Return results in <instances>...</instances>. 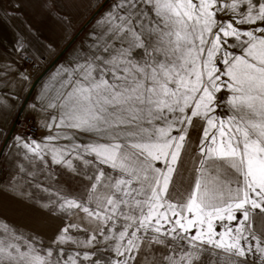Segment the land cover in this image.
<instances>
[{
  "label": "snow or ice",
  "instance_id": "6c2138e0",
  "mask_svg": "<svg viewBox=\"0 0 264 264\" xmlns=\"http://www.w3.org/2000/svg\"><path fill=\"white\" fill-rule=\"evenodd\" d=\"M80 2L0 0V264H264V0H87L34 77Z\"/></svg>",
  "mask_w": 264,
  "mask_h": 264
},
{
  "label": "rangeland",
  "instance_id": "374dc122",
  "mask_svg": "<svg viewBox=\"0 0 264 264\" xmlns=\"http://www.w3.org/2000/svg\"><path fill=\"white\" fill-rule=\"evenodd\" d=\"M96 10L89 8L87 6V0H82V2H80L78 4V6H74L71 9V13L74 17V23H73V35H72V39L65 41L64 43H58L57 44V51L55 54H53L46 63L42 64L40 66L39 69L36 70V72H34V77H38L40 76L56 59L57 57L64 51L63 55L59 58L58 61L63 60V59H67L68 53L71 51V48H69V44L71 43V41L76 37V35H78L75 39L76 43L75 44H71V47H75L76 44H79L81 41L84 40L85 36L87 35V32L91 30V26L88 25L86 27V23L89 22L90 18L95 14ZM1 28V26H0ZM84 28V29H83ZM81 29H83L82 32ZM1 30V29H0ZM9 40L11 42V34L9 33ZM68 47V48H67ZM65 49H67V51H65ZM57 61V62H58ZM56 62V63H57ZM19 122V121H18ZM17 122V123H18ZM22 123V122H21ZM28 124H25V133L27 132L26 126ZM40 135V133L38 132L37 136Z\"/></svg>",
  "mask_w": 264,
  "mask_h": 264
},
{
  "label": "crops",
  "instance_id": "0c3cea01",
  "mask_svg": "<svg viewBox=\"0 0 264 264\" xmlns=\"http://www.w3.org/2000/svg\"><path fill=\"white\" fill-rule=\"evenodd\" d=\"M0 39H7V41L10 43V40H9V32H7L6 28H4L3 26H1L0 28ZM3 48V45L0 44V49ZM13 123L11 121V119H9V122L6 126H9V127H13ZM25 130V124L21 123V122H18L17 125H16V128H15V132H20V133H25L24 132ZM2 142V141H0Z\"/></svg>",
  "mask_w": 264,
  "mask_h": 264
},
{
  "label": "water",
  "instance_id": "95a60500",
  "mask_svg": "<svg viewBox=\"0 0 264 264\" xmlns=\"http://www.w3.org/2000/svg\"><path fill=\"white\" fill-rule=\"evenodd\" d=\"M94 15H95V14H94ZM94 15H93V16H94ZM93 16H92V17H93ZM87 24H88V22L86 23V25H87ZM83 29H84V28H83ZM83 29H81L80 32H82ZM77 36H78V35H76V37H77ZM76 37H75L73 40H75ZM71 44H72V41H71V43H70L69 45H71ZM69 45H68V46H69ZM67 48H68V47H67ZM63 53H64V51H63V52L57 57V59H56V60H55V61H54V62H53V63H52V64H51V65H50V66H49L44 72L48 71V69L51 68V67H52V66H53V65L59 60V58L63 55ZM44 72H43V73H44ZM43 73H42V74H43ZM42 74H41V75H42ZM17 122H18V121H17ZM17 122L13 125V129H14V131H15V128H16Z\"/></svg>",
  "mask_w": 264,
  "mask_h": 264
},
{
  "label": "built area",
  "instance_id": "2783aa9c",
  "mask_svg": "<svg viewBox=\"0 0 264 264\" xmlns=\"http://www.w3.org/2000/svg\"><path fill=\"white\" fill-rule=\"evenodd\" d=\"M26 129H27V132L30 133V134H34V135H37L38 132H34V129L31 125V123H28V125L26 126Z\"/></svg>",
  "mask_w": 264,
  "mask_h": 264
}]
</instances>
